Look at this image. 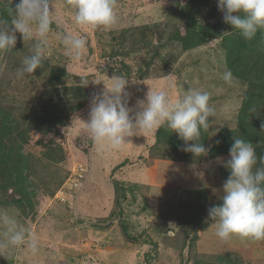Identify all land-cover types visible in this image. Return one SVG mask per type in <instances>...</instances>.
I'll list each match as a JSON object with an SVG mask.
<instances>
[{"label": "rangeland", "instance_id": "obj_1", "mask_svg": "<svg viewBox=\"0 0 264 264\" xmlns=\"http://www.w3.org/2000/svg\"><path fill=\"white\" fill-rule=\"evenodd\" d=\"M16 2L0 0V8L14 9ZM52 3L55 32L43 68L17 78L31 48L19 33L15 49L0 54V120L13 128L0 135V207L15 211L40 240L36 255L26 247L0 251V264H264V240L224 241L214 222H205L208 208L221 203L229 152L209 151L196 160L166 125L162 133L130 138L121 151L102 150L84 125L93 94L122 75L130 80V106L150 88L173 99L188 88L208 91L216 114L201 141L210 150L221 133L236 129L249 87L232 71V85L222 79L230 70L224 35L231 30L217 0H117L115 26L81 33L87 49L79 62L56 38V32L77 31L73 10L68 0ZM249 43L245 61L260 56L264 35ZM74 86L83 88L77 96ZM40 115H61L63 124L46 126ZM20 129L21 144L12 138ZM79 164V189L66 190ZM60 189L69 201L56 198Z\"/></svg>", "mask_w": 264, "mask_h": 264}, {"label": "clouds", "instance_id": "obj_2", "mask_svg": "<svg viewBox=\"0 0 264 264\" xmlns=\"http://www.w3.org/2000/svg\"><path fill=\"white\" fill-rule=\"evenodd\" d=\"M68 3L77 31L56 32V38L65 54L79 62L87 49V37L81 33L115 26L117 0H68ZM217 8L223 22L247 41L253 40L258 31H264V0H217ZM9 11L10 20L0 18V54L15 49L17 33L23 44L31 42L30 54L24 56L16 72L19 79L43 68L50 54L49 38L55 32V9L52 0H18ZM222 79L232 85L236 78L231 70H225ZM109 80L110 86L93 94L89 117L84 121L85 130L98 147L121 151L132 143L130 138L166 125L184 141L182 151L191 153L196 160L208 155L210 149L201 142V132L209 128L216 114L208 91L188 88L173 99L163 89L150 88L143 99L137 98L135 106H130L131 93L127 90L130 80L122 75H112ZM88 83L80 81L82 87ZM229 157L224 166L230 175L222 186L221 203L208 208L205 222L209 219L214 222L215 235L224 241L234 236L242 242L264 240V157H257L250 140L236 137ZM21 247L38 254V235L18 219L15 211L0 207V251Z\"/></svg>", "mask_w": 264, "mask_h": 264}, {"label": "trees", "instance_id": "obj_3", "mask_svg": "<svg viewBox=\"0 0 264 264\" xmlns=\"http://www.w3.org/2000/svg\"><path fill=\"white\" fill-rule=\"evenodd\" d=\"M0 18L10 20V11L0 8ZM224 24L225 26H229L231 30V34L224 35L227 67L237 77L247 80L249 88L245 94L243 106L238 114L237 128L229 129L221 133V136H219L218 139L219 144L212 146L210 154L213 155L214 153H217L218 155L229 152L230 147L234 143V137H236L250 140L255 147L257 157H264V128L261 127V125L264 124V50L260 53L258 58L255 57L253 60L245 61L242 58L243 46L250 45L249 42L257 41L262 35H264V33L262 31H258L253 40L247 41L239 35L237 30H232L231 25L226 23ZM216 26H218V24H216ZM236 40L237 44L235 45ZM184 43L185 46H189L187 37L184 38ZM192 44L195 45L197 43L196 41H192ZM259 65L263 70L260 71L257 69ZM251 69H253V72L250 71ZM248 72L250 74L249 78L246 75ZM69 89L71 90V95L76 96L78 95L76 93L83 90L81 86L69 87ZM69 89H67V92ZM55 90L57 91L58 89ZM83 99L85 100L84 97ZM34 116L36 117V113ZM39 117L43 118L42 121L46 123V126H49V124L50 126L63 124V117L61 115H53L52 119L49 120H47V116L40 115ZM5 124V121L0 120V135L7 132L12 133L13 128L10 130V127L5 126ZM162 132L163 130L159 128L158 133ZM164 132L165 135L168 131L166 130ZM15 137H17L21 142H19ZM12 138L16 143L21 144L25 142V131L20 129ZM115 202H117V198L115 199Z\"/></svg>", "mask_w": 264, "mask_h": 264}, {"label": "built area", "instance_id": "obj_4", "mask_svg": "<svg viewBox=\"0 0 264 264\" xmlns=\"http://www.w3.org/2000/svg\"><path fill=\"white\" fill-rule=\"evenodd\" d=\"M81 170H83V171H81ZM77 171H81V173H76ZM83 173H84V168L82 167V165L79 164L77 167L74 168L72 177L69 179V182L67 181V183L63 185V188H65L66 190H69V191L79 189V186H80L81 181H82L81 178L83 177V175H82ZM65 191L62 192V190L60 189L58 191V195L56 198H58L61 201H66V200L69 201L71 195L66 196L64 194Z\"/></svg>", "mask_w": 264, "mask_h": 264}]
</instances>
